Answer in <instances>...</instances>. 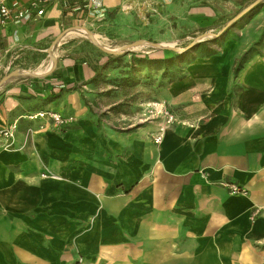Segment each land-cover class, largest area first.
<instances>
[{
  "label": "crops",
  "instance_id": "0c3cea01",
  "mask_svg": "<svg viewBox=\"0 0 264 264\" xmlns=\"http://www.w3.org/2000/svg\"><path fill=\"white\" fill-rule=\"evenodd\" d=\"M60 16L53 4L31 21L0 24V68L11 50H44ZM228 35L220 57L197 59L203 72L173 82L178 121L158 142L147 129L106 151L86 118L60 130L25 117L84 115L77 92L30 106L24 85H0V127L16 122L13 137L0 138V264L263 263L264 42L234 71L248 44ZM57 68L72 85L91 72L70 58Z\"/></svg>",
  "mask_w": 264,
  "mask_h": 264
},
{
  "label": "rangeland",
  "instance_id": "374dc122",
  "mask_svg": "<svg viewBox=\"0 0 264 264\" xmlns=\"http://www.w3.org/2000/svg\"><path fill=\"white\" fill-rule=\"evenodd\" d=\"M238 1L126 0L121 9L108 10L103 2L100 11L89 9L84 0L55 4L61 16L53 23L55 33L37 47L44 50L9 51L0 68V85L8 83L15 89L24 85L30 106L53 99L59 103L61 92H77L84 115L59 112L69 122L62 127L51 125L62 130L86 118L104 138L106 151L115 138L137 131L148 129L154 139L178 121L180 108L171 101V86L194 69L204 71L203 60L197 59L220 57L228 34L238 39L235 43L241 39L248 44L233 68L244 52L250 49L248 57L259 52L264 42V12L250 16L264 11V5L237 27L226 28L256 1L264 0L245 5ZM60 58L84 62L90 75L78 85L64 83L57 68Z\"/></svg>",
  "mask_w": 264,
  "mask_h": 264
},
{
  "label": "built area",
  "instance_id": "2783aa9c",
  "mask_svg": "<svg viewBox=\"0 0 264 264\" xmlns=\"http://www.w3.org/2000/svg\"><path fill=\"white\" fill-rule=\"evenodd\" d=\"M85 5L93 10L100 11L103 7L104 0H84ZM69 0H0V24H18L21 22L31 21L35 18L41 17L45 13V9L53 4L66 5ZM25 117L29 120L43 119L47 120L54 127H62L66 125L69 120L61 115L59 112L46 109L34 113H27ZM16 130V122H12L7 126L0 127V138L10 139L13 137ZM162 135L159 133L154 140L156 142L161 140ZM231 192L241 191L235 185H229Z\"/></svg>",
  "mask_w": 264,
  "mask_h": 264
},
{
  "label": "trees",
  "instance_id": "16d2710c",
  "mask_svg": "<svg viewBox=\"0 0 264 264\" xmlns=\"http://www.w3.org/2000/svg\"><path fill=\"white\" fill-rule=\"evenodd\" d=\"M250 0H239L238 3L240 5H245L247 3H249ZM255 1H252L251 3H254ZM264 5V1H256L254 4H252V7L251 10L248 11V13H245L244 15L242 16H239L237 17L235 21H233V23L231 25H229V27L226 28V31L233 28V27H237L239 23H242L243 21L246 20V18L250 15L251 12H253L254 10L262 7ZM240 25V24H239ZM250 49L248 50V52H244L242 54V56L240 57V59L237 61V64H236V67H234V71H236L241 65L243 62H245V60L248 58V53H249ZM215 52H212L210 54H207V56L211 55V54H214ZM182 79V77L178 78V79H175L176 81L177 80H180Z\"/></svg>",
  "mask_w": 264,
  "mask_h": 264
},
{
  "label": "water",
  "instance_id": "95a60500",
  "mask_svg": "<svg viewBox=\"0 0 264 264\" xmlns=\"http://www.w3.org/2000/svg\"><path fill=\"white\" fill-rule=\"evenodd\" d=\"M8 76H9V75H7L6 77H4V78L2 79V81H3L4 79H6Z\"/></svg>",
  "mask_w": 264,
  "mask_h": 264
},
{
  "label": "bare ground",
  "instance_id": "6f19581e",
  "mask_svg": "<svg viewBox=\"0 0 264 264\" xmlns=\"http://www.w3.org/2000/svg\"><path fill=\"white\" fill-rule=\"evenodd\" d=\"M101 42V41H100Z\"/></svg>",
  "mask_w": 264,
  "mask_h": 264
}]
</instances>
